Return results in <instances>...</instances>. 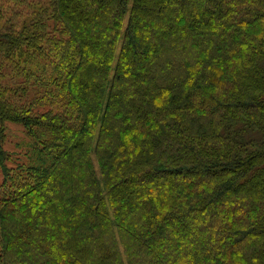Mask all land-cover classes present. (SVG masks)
Instances as JSON below:
<instances>
[{"label": "trees", "instance_id": "trees-1", "mask_svg": "<svg viewBox=\"0 0 264 264\" xmlns=\"http://www.w3.org/2000/svg\"><path fill=\"white\" fill-rule=\"evenodd\" d=\"M0 167V264H264V0H0Z\"/></svg>", "mask_w": 264, "mask_h": 264}, {"label": "rangeland", "instance_id": "rangeland-1", "mask_svg": "<svg viewBox=\"0 0 264 264\" xmlns=\"http://www.w3.org/2000/svg\"><path fill=\"white\" fill-rule=\"evenodd\" d=\"M5 131V141L4 146L12 154H17L20 152H24L27 148H24V143L28 145L29 137L26 135L25 128L16 122H6L4 126ZM20 143V145H18ZM6 164L12 165L10 161L6 162ZM3 178L2 169L0 167V183Z\"/></svg>", "mask_w": 264, "mask_h": 264}]
</instances>
